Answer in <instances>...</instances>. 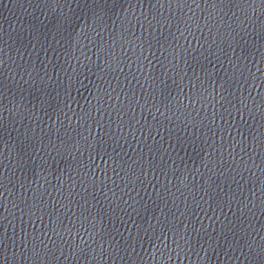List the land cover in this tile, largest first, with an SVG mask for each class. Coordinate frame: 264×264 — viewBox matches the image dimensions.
Listing matches in <instances>:
<instances>
[{"label":"snow or ice","instance_id":"1","mask_svg":"<svg viewBox=\"0 0 264 264\" xmlns=\"http://www.w3.org/2000/svg\"><path fill=\"white\" fill-rule=\"evenodd\" d=\"M72 2H75V0H72ZM223 2L231 4L233 0H223ZM110 5H113V0H89V2L85 4V7L89 9L91 15L96 18L98 22H102L109 14ZM178 23H180V21H178ZM261 31L264 32V28H262ZM121 32L123 35L125 34L123 27L121 28ZM234 32L236 35H233L231 39L236 45L235 48H233L231 45H225L224 47L214 48L212 50V55L205 53L200 57H197L191 49H185L183 45H177L179 51H177V48H171V46L168 45L172 51V58L169 60L168 57L163 56V52L161 51V48L164 47V45H167V40L164 39V36H149L148 38L137 43V47L141 49L139 55L137 56L138 60H149V63H156L157 67H159L160 65L158 61H153L150 57H154L156 52H160L161 57L167 59L169 62V71L174 70L175 79L172 80L171 84L165 81L166 73L162 72L159 75L153 74V92L154 95L158 94L157 99L159 101L157 104V101L154 100L153 104L157 107V109H160L161 105L164 107L165 111L162 113V115H167L168 113L172 112L173 109H175V112L178 114V116L183 117V124H187L189 127L193 128L198 127L201 131H203L204 128H208L210 130L215 128L217 131H219V125L216 124L215 121L221 119V117L227 120L229 117L233 116V114L246 112L248 121L253 119L252 112L255 111V109L249 107L247 104L246 101L249 100V98L240 97L234 99L233 94L230 91L232 84L237 82L236 69L240 67V61L245 60L248 51L247 46H245L244 50L239 55H234L235 49L241 47L242 41V35H240L239 30L234 29ZM172 36H174V33H169V38ZM173 43H175V40H173ZM153 48L156 49V52H152ZM145 52H147L148 55H145ZM173 61H178V63L173 65ZM181 63L184 65L187 64L190 67L187 69L185 67H181ZM190 70H192V75L188 76L187 73ZM182 73L183 75H181ZM177 77H180L181 82L185 79L189 82L187 88L191 99L188 104H182L181 101L177 99L179 93L177 96H173V92H175L178 87L180 88L181 93L184 91L182 83L177 82ZM261 79L264 80V76H262ZM205 83L213 85L212 93H207V89L204 88ZM217 85L219 86L218 89L216 87ZM261 86H264V84ZM205 95L210 96L213 101L218 100L219 103V109H217L214 105H209L213 108L215 115H213L212 119L207 123L205 122V119H202L198 115L192 117V112L189 111V108H195V104L202 103ZM173 101H175V103H173ZM260 108L264 109V102L260 104ZM121 111H123V109H121ZM173 118L177 117L174 116ZM259 122L261 125H264V113H261ZM128 123L131 124L132 122L129 121ZM209 125H211V127H209ZM241 126L249 129L255 128V124L250 125L247 121H243V118ZM103 127H108V125H104ZM233 127H235V125H233ZM97 134L99 135L100 139L95 141V150L97 152H102L106 156H112L115 157V159H120V156L116 154L117 150L113 147L111 141L105 140L103 128H100V131ZM109 134L112 135L111 133ZM249 136L254 141L256 140V136L252 131L249 132ZM183 139L184 138L181 137L177 131L176 146L178 148L181 147ZM259 139L260 143L264 144V132L260 133ZM154 150H156L155 145H153L149 150L148 158L140 157L138 158L137 164L131 166L132 168L139 167L140 175H147L145 169L148 171L152 170V164L154 162L151 160V152ZM124 164L129 165V162L124 159L120 167L123 168ZM114 171L116 170L114 169ZM104 175L107 176L106 173H104ZM117 175H119V172H117ZM100 191H103V187L100 189ZM261 194L264 195V189H261ZM103 199L105 203H108L109 210L112 211L113 209L111 208V203L109 202L111 198L105 195ZM97 203H99L98 199ZM125 207H127V205H125ZM140 207L143 209L142 205ZM103 210L104 209L101 206V211ZM122 214L124 215V213ZM158 226L159 225H157V227ZM149 230L152 229L150 228ZM155 235L156 234L153 231V236L155 237ZM156 238L160 239V237ZM187 239L188 236L185 235V240ZM198 242L199 240L197 239L196 243ZM240 243H245L246 246L250 247V245H248V243L243 238L241 239ZM167 250L168 249L165 248V251ZM201 251H203V248H201ZM249 254H251V252ZM260 254L261 256H264V241L260 243Z\"/></svg>","mask_w":264,"mask_h":264}]
</instances>
